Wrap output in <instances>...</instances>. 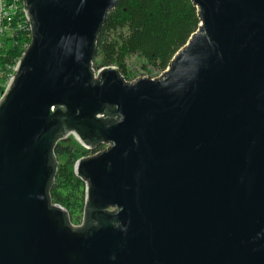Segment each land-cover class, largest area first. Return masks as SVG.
Wrapping results in <instances>:
<instances>
[{
    "label": "water",
    "instance_id": "95a60500",
    "mask_svg": "<svg viewBox=\"0 0 264 264\" xmlns=\"http://www.w3.org/2000/svg\"><path fill=\"white\" fill-rule=\"evenodd\" d=\"M193 1L200 27L169 67L127 82L94 68L118 0H25L33 41L0 101V264H264V0ZM70 135L107 147L75 165L79 227L49 196Z\"/></svg>",
    "mask_w": 264,
    "mask_h": 264
},
{
    "label": "trees",
    "instance_id": "16d2710c",
    "mask_svg": "<svg viewBox=\"0 0 264 264\" xmlns=\"http://www.w3.org/2000/svg\"><path fill=\"white\" fill-rule=\"evenodd\" d=\"M200 24L199 9L193 0H118L117 8L108 14L98 33L94 65L116 67L127 82L132 81L131 73L138 75L129 72L131 67L156 78L169 67ZM21 55L19 46L2 50L0 68L5 70L11 58ZM63 139L56 138L52 152L51 163L56 165V171L49 184V196L52 205L63 206L70 220H74L77 212L80 217L86 210V182L76 174L75 165L91 150L61 143ZM104 147L100 145L92 152Z\"/></svg>",
    "mask_w": 264,
    "mask_h": 264
},
{
    "label": "built area",
    "instance_id": "2783aa9c",
    "mask_svg": "<svg viewBox=\"0 0 264 264\" xmlns=\"http://www.w3.org/2000/svg\"><path fill=\"white\" fill-rule=\"evenodd\" d=\"M32 41L33 27L26 14L25 0H0V52L4 49L8 50L9 48H7V45H12L11 47L19 46L23 55L25 51L31 46ZM21 57L18 59L11 58L12 60L8 61L7 68L5 70L0 68V101L2 100L11 81L16 75L17 66ZM100 68L95 67L96 77L99 76ZM162 73L158 77H160ZM84 147L93 151V149L86 145ZM106 148L107 147L105 146L104 149ZM103 150H100L95 154L92 152V156L97 155ZM73 226L76 227L74 224Z\"/></svg>",
    "mask_w": 264,
    "mask_h": 264
},
{
    "label": "rangeland",
    "instance_id": "374dc122",
    "mask_svg": "<svg viewBox=\"0 0 264 264\" xmlns=\"http://www.w3.org/2000/svg\"><path fill=\"white\" fill-rule=\"evenodd\" d=\"M12 45H7V48H10ZM99 60V59H98ZM101 67V65H99V66H97L96 68H100ZM130 71H132L133 73H137L138 75L137 76H135V75H133L132 73H131V78L130 79H132V81H130V82H133L134 80H137V79H139V78H143V77H148V75L146 74V73H144L143 71H140V69H137V67H131L130 69H129V72ZM161 74V73H160ZM159 74V75H160ZM158 75V76H159ZM157 76V77H158ZM156 77V78H157ZM61 143H64V144H68V143H71V144H74L75 146H78V147H80L82 144L77 140V138L74 136V135H70V136H67L66 138H64L63 140H61ZM105 148V147H104ZM103 148V149H104ZM87 150V149H86ZM89 152V151H88ZM89 155L90 156H92L93 155V153H92V151H90L89 152ZM85 192H86V190H85ZM78 215H79V212H77L76 214H75V219L73 220H71L72 221V223L74 224V225H76V227L77 226H79L80 224L82 225V221H83V215L82 216H80V217H78ZM81 218V219H80ZM78 220V221H77Z\"/></svg>",
    "mask_w": 264,
    "mask_h": 264
},
{
    "label": "flooded vegetation",
    "instance_id": "af4514ba",
    "mask_svg": "<svg viewBox=\"0 0 264 264\" xmlns=\"http://www.w3.org/2000/svg\"><path fill=\"white\" fill-rule=\"evenodd\" d=\"M85 224H86V222L84 223V225H85ZM84 225H83V226H84Z\"/></svg>",
    "mask_w": 264,
    "mask_h": 264
}]
</instances>
